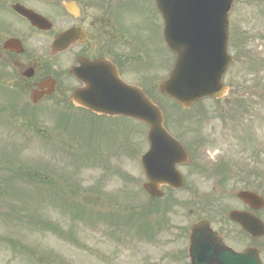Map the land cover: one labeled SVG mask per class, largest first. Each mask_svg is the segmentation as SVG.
<instances>
[{"label": "rangeland", "instance_id": "obj_1", "mask_svg": "<svg viewBox=\"0 0 264 264\" xmlns=\"http://www.w3.org/2000/svg\"><path fill=\"white\" fill-rule=\"evenodd\" d=\"M8 1L0 0V5H7ZM2 17L14 18L0 7ZM229 20L231 42L243 38L246 58L237 57L240 47L231 48L233 62L224 76L228 86L226 94L218 100H200L186 110L195 117L194 133L190 131V135L183 136L179 129L172 130L189 140L193 134L203 135L206 141L193 157L208 167L220 161L233 164L231 178L220 184L212 173L209 178L196 172L190 174V167L183 166L181 171L186 186L174 191L176 201L170 210H165L168 221L161 209L152 208L163 198L151 199V212L143 216L145 207L141 204L150 200L140 190L144 175L138 156L132 155L137 149L145 151L146 127L123 117L99 120L76 110L75 115L65 118V114L55 111L52 114L55 122L65 129L58 128L59 137L53 136L58 138L55 145L44 141L37 147L42 153L43 168L47 169L43 171L46 174L43 178L50 182L36 185L12 181L0 199V240L14 239L22 242L21 247H26L17 251L0 243V264H42L43 261L183 264L178 256L184 243L176 228L183 209L199 208L208 217L217 208H238L240 204L236 203L234 192L239 188L257 189L264 197V0H234ZM151 29V66L161 68L165 61L157 34L159 28ZM167 74L168 70H151V78L155 77V81ZM151 97L164 112H176L173 114L180 119L179 124L187 119V115L173 109L170 101L161 97L154 86H151ZM236 98L249 102L244 106L248 108L246 112L237 107ZM180 129L184 132L189 126ZM37 150L13 148L4 136H0V158L10 160L16 155L29 159L28 154L36 155ZM240 179L247 182L254 179V183L245 187ZM206 195L210 196L204 198ZM213 196L219 201L213 200ZM115 214L116 217L110 218ZM258 214L264 220V208ZM108 217L111 221L106 220ZM148 221L155 226L151 240L138 233ZM224 223L226 225L216 221L215 225L225 231L231 228L229 221ZM157 224L163 225L158 232ZM232 241L227 237L228 243Z\"/></svg>", "mask_w": 264, "mask_h": 264}, {"label": "flooded vegetation", "instance_id": "obj_2", "mask_svg": "<svg viewBox=\"0 0 264 264\" xmlns=\"http://www.w3.org/2000/svg\"><path fill=\"white\" fill-rule=\"evenodd\" d=\"M14 4L40 19L32 24L14 10ZM2 7L14 18H0V136L13 148L37 150L44 141L55 145L58 138L53 136L59 125L52 114L60 111L67 117L74 115L76 106L70 97L84 86V77L97 80L110 68L124 82L147 93L151 90V0H9ZM164 61V66H169L166 53ZM92 62L100 65L89 69L87 64ZM41 154L38 149L36 155L28 154L29 159L16 155L10 160L0 158V196L5 181L44 177ZM10 171L29 175H10ZM238 202L240 207L235 209L259 217L257 211ZM203 213L199 208H187L179 214L176 228L184 243L179 261L192 264L196 259L189 251V240L192 225L201 219H207L234 251L253 247L264 260V233L252 236L227 213L211 212L212 217ZM213 219L224 225L229 221L231 228L220 230ZM9 243L7 248L21 247L18 241Z\"/></svg>", "mask_w": 264, "mask_h": 264}, {"label": "water", "instance_id": "obj_3", "mask_svg": "<svg viewBox=\"0 0 264 264\" xmlns=\"http://www.w3.org/2000/svg\"><path fill=\"white\" fill-rule=\"evenodd\" d=\"M232 0H179L177 5H169L168 0H157L158 9L164 22L163 34L172 52L176 54L175 64L169 77L159 83L160 91L173 98L183 108L205 95L219 97L225 87L221 77L230 59L226 53L227 13ZM17 10L30 17L22 7ZM108 79L101 85L90 84L73 94V101L95 113L123 115L138 119L148 125L147 139L151 151L157 145L166 144L164 149L171 157L166 171L150 179L149 152L141 157L147 177L144 188L149 193H159V186L167 184L181 187L183 179L175 165L187 160L183 148L165 131L160 109L138 88L130 87L108 72ZM238 196L252 208H260L264 201L249 191H241ZM231 218L253 235L263 232L262 223L243 213L232 212ZM207 224L194 227L192 248L197 245L193 264H262L255 250L233 254L223 245ZM198 251V252H197Z\"/></svg>", "mask_w": 264, "mask_h": 264}]
</instances>
